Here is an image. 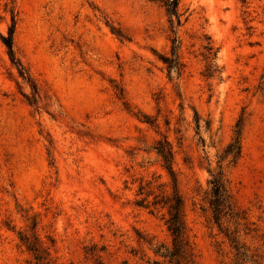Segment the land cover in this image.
<instances>
[{"label": "rangeland", "instance_id": "1", "mask_svg": "<svg viewBox=\"0 0 264 264\" xmlns=\"http://www.w3.org/2000/svg\"><path fill=\"white\" fill-rule=\"evenodd\" d=\"M165 1L0 0V264H175L158 142L180 264H264V0Z\"/></svg>", "mask_w": 264, "mask_h": 264}, {"label": "trees", "instance_id": "2", "mask_svg": "<svg viewBox=\"0 0 264 264\" xmlns=\"http://www.w3.org/2000/svg\"><path fill=\"white\" fill-rule=\"evenodd\" d=\"M174 0H166L165 5L169 6ZM12 28L9 29L7 36H1L3 44L7 48L9 55H12V40H11ZM164 62L167 64L168 70L176 68L178 66L177 58H164ZM157 153L160 155L163 166L167 170L171 177V191L168 194H157L153 196V200L148 204L144 202L145 197L138 201L139 205L148 206L152 205L154 208L166 207L167 218L165 220L167 230L169 231L172 239V250L167 255L175 260V264H180L181 257L186 258L187 241L185 238V227L182 219V199L177 190L176 179L173 175L172 169V152L168 145L158 142ZM211 189L209 205L212 208L215 220H218L222 209L226 206V196L223 182L219 176H215L211 179ZM142 187H140V190ZM148 195L149 193H145ZM32 250L33 248H29ZM35 250V249H34ZM166 255V254H165ZM187 261V260H186ZM189 264V263H186Z\"/></svg>", "mask_w": 264, "mask_h": 264}]
</instances>
